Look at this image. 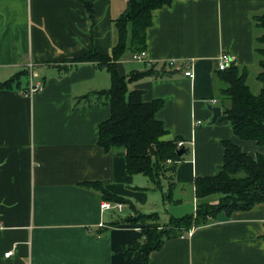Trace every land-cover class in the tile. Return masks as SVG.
<instances>
[{"label": "crops", "instance_id": "0c3cea01", "mask_svg": "<svg viewBox=\"0 0 264 264\" xmlns=\"http://www.w3.org/2000/svg\"><path fill=\"white\" fill-rule=\"evenodd\" d=\"M86 1L91 17L79 0H0V83L30 64L43 81L33 97L0 90V264H140L141 256L122 250L142 239L143 226L111 227L122 219L117 213L128 211L126 218L132 210L101 209L106 201L84 183L99 182L167 224L180 217L172 206L186 188L196 201V178L223 166V141L253 158L264 156V146L240 140L221 120L218 95L225 86L216 76L224 53L240 68L257 67L255 39L262 32L255 17L264 13V0H175L153 12L145 61L159 64L158 72L167 63L165 77L128 87L144 91L145 101L163 99L156 117L168 131L164 139L181 137L189 148L175 173L178 202L170 205L144 175L126 174L123 151L98 146V126L110 118V106L78 102L110 89L111 77L98 63L72 61L94 52L109 55L118 41L115 20L128 5ZM171 61L178 66L171 68ZM147 66L125 57L118 72L124 77ZM189 68L194 79L185 75ZM23 81L26 88L30 80ZM213 107L222 114L211 124ZM149 264H264V203L231 218L221 213L191 236L167 241Z\"/></svg>", "mask_w": 264, "mask_h": 264}, {"label": "trees", "instance_id": "16d2710c", "mask_svg": "<svg viewBox=\"0 0 264 264\" xmlns=\"http://www.w3.org/2000/svg\"><path fill=\"white\" fill-rule=\"evenodd\" d=\"M79 1L85 5L91 17L92 5L86 0ZM173 1L128 0L123 14L115 20L118 41L111 53L107 56L98 52L88 53L72 61L74 65L98 63L109 73L110 89L85 95L78 102L97 100L110 106V118L98 126V146L107 153L123 151L126 174L148 178L154 189L162 192L165 205L178 202L175 199L178 186L175 173L185 157L178 153L182 150L188 153L189 148H178V144L184 142L181 137L170 141L164 139L169 134L156 115L165 106V101H145L144 91L129 90L128 86L149 77H165L163 71L168 64H164L161 72H158L156 67L159 64L146 62L148 69L131 71L124 77L119 75L118 65L128 51L134 55L147 50L146 31L152 24L153 12ZM255 26L262 32L255 39L257 66L260 68L257 79L261 83V91L254 94L249 87L247 82L251 73L247 67L240 68L233 64L225 71H218L216 76L225 86L218 95L224 108L221 120L229 122L240 140L264 146V13L255 17ZM29 76L28 68L22 70L0 83V90L14 88L23 91L28 87L22 88L23 78L29 79ZM222 146L223 166L215 175L200 176L195 180L196 210L183 217L172 216L167 224L160 221L159 213L140 211L131 200L111 194L99 182L82 185L100 194L102 200L127 205L132 210V214L115 221L111 227L121 224L143 226L142 239L133 240L122 252L126 255L133 252L141 256L140 264H149L151 254L159 252L167 241L188 237L189 231L212 224L221 213L231 218L235 213L252 210L264 203V156L258 154L253 158L230 140L223 141Z\"/></svg>", "mask_w": 264, "mask_h": 264}, {"label": "built area", "instance_id": "2783aa9c", "mask_svg": "<svg viewBox=\"0 0 264 264\" xmlns=\"http://www.w3.org/2000/svg\"><path fill=\"white\" fill-rule=\"evenodd\" d=\"M146 56H147V52L143 51L141 53L134 54L132 56V60L145 63V62H147V61H145ZM233 64H235V59L231 55H229L228 53L221 54L218 57V71H225L226 69H228ZM169 66L171 68H174V67L178 66V64L175 61H171V62H169ZM35 68H36L35 65L30 64L28 66V70L30 72V76H29L30 82H29L28 87L22 93L28 97H33L34 95H36V93L38 91H40L43 88V81L36 79L38 74L36 73ZM185 75L187 77H189L190 79L195 78V74H193V71L190 68L187 71H185ZM216 102H217L216 99H213V101H211L212 105L217 104ZM200 123H201V121H199L198 124H200ZM184 145H185L184 142H180L178 144V148H181ZM122 207H123V205L119 204V203L112 204L110 202H103L101 204V209H103V210L123 209ZM102 226H104V225H102ZM192 232H193V229L188 232V236H191ZM7 256H9V255L7 254Z\"/></svg>", "mask_w": 264, "mask_h": 264}, {"label": "rangeland", "instance_id": "374dc122", "mask_svg": "<svg viewBox=\"0 0 264 264\" xmlns=\"http://www.w3.org/2000/svg\"><path fill=\"white\" fill-rule=\"evenodd\" d=\"M132 56L133 55L131 54L130 51H128L126 53V57L130 58L131 60H132ZM133 62L139 63L140 61L139 62L133 61ZM259 71H260L259 66H257L256 68H252L250 70L251 74H250V77H249L248 82H247L249 87H251L252 92L254 94H258L260 92V90H261L260 89L261 83L257 79V75L259 74ZM185 155L188 156V155H190V153L185 154ZM181 195H182V198L180 200V204H178L177 206H172V207L173 208L176 207V209H179L178 210V214H179L180 217H183V216H186L187 214H191V213L194 212V209H195V204L194 203H196V201L194 200V202H193L192 194L190 193L188 188H186L184 194H181ZM172 207H170V208H172ZM143 212H145V211H143ZM145 213H147V212H145ZM127 214H128V211H125L124 214H122V213L118 214L117 213V215L120 216L118 218H122V219L125 218V216Z\"/></svg>", "mask_w": 264, "mask_h": 264}, {"label": "water", "instance_id": "95a60500", "mask_svg": "<svg viewBox=\"0 0 264 264\" xmlns=\"http://www.w3.org/2000/svg\"><path fill=\"white\" fill-rule=\"evenodd\" d=\"M212 113H213V120H212V122H211V124H214V123H216V121L220 118V116H221V114H222V110H221V108L220 107H213L212 108ZM185 153H186V150L184 151V150H182V151H180L178 154L180 155V156H183V155H185Z\"/></svg>", "mask_w": 264, "mask_h": 264}]
</instances>
